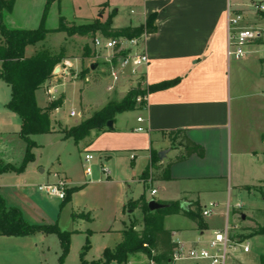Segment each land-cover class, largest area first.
Here are the masks:
<instances>
[{"label": "crops", "instance_id": "0c3cea01", "mask_svg": "<svg viewBox=\"0 0 264 264\" xmlns=\"http://www.w3.org/2000/svg\"><path fill=\"white\" fill-rule=\"evenodd\" d=\"M45 3L46 0H14L11 11L2 13V22L8 29L35 30L40 24ZM229 5L237 9L246 8L239 0L52 1L44 22L49 31L58 27L60 18L66 25L74 26L90 24L95 19L104 22L110 18L111 28L120 29L143 25L151 15H155L156 28L155 33L143 35L140 39V48L147 55L148 66L142 70L143 78L137 85L121 78L114 89L108 91L111 81L106 66L99 71L97 64L85 63L84 57L65 58L54 69V73L58 74L56 78L67 81L74 77L72 71L77 73L88 69L84 78L91 76L93 80H100L86 88L84 94L93 98L81 99L78 111L70 109L68 114H61V106L51 113L52 129L54 120L69 124L71 112L75 115L70 118L85 115L87 119L91 115L86 114V109L97 106L102 109L114 97L120 101L130 89L138 86L144 89L180 78L174 87L149 94L145 105L116 115L110 131L92 132L77 145L83 147L84 153L99 155L102 162L97 171L92 169L89 178L84 176L88 184L71 195L68 204L71 205L74 223L94 222L95 216L88 205L72 206L74 198L86 194L89 186L94 184L114 185L119 190L118 207L105 215L104 224L109 227L102 231L115 237L116 246L122 242V232L131 223L134 230L142 229V226L136 227L142 225L141 211L127 208L130 202L141 198L146 202L154 199L161 204L178 203L182 210L195 204L203 210L213 203L216 205L213 213L216 208L225 207V215L229 216L236 215L238 209L252 211L244 209L237 198L252 194L255 189H264V55L251 47L241 60L227 59L226 12ZM50 24H55V27H49ZM34 53L33 46H28L24 56L30 58ZM40 90L35 92V101L43 109L46 102ZM9 100L10 94L8 101L0 103V163L18 167L24 158L26 145L19 135V117L5 108ZM137 118H142L143 123H137ZM77 124L75 121L71 127ZM138 127H142L143 131H135ZM172 132H183L188 140L203 148V156L191 155L177 162L176 159L184 155V148L181 139H178L181 136L170 135ZM51 134L56 135L60 142L65 141L60 130L53 129ZM120 154L128 155L131 167L119 175L109 165ZM153 158L155 162L151 165ZM102 166L107 168L110 176L105 177L101 173ZM33 167L42 176L38 179L39 185L50 183L44 179V170L37 166L36 159L28 163L23 173L0 175V196L6 207L19 210L29 224L31 221L26 219L21 202L28 201L31 205ZM146 169L150 170L152 178L145 183L142 174ZM65 178L69 189L78 186ZM6 180L10 184H5ZM151 190L155 191L154 196L150 195ZM146 191L149 193L147 199ZM79 214L88 219L79 218ZM176 217L180 216H166L163 229L171 233V241L177 248L188 250L195 245L205 246L217 231L211 217L203 218L204 230H198L194 222L183 216L181 219L187 225L166 226V219ZM241 221L254 225L251 220L245 221L244 215ZM73 232L82 233L79 230ZM227 263L241 264L242 261L236 256ZM126 264H149V261L145 255L138 253L129 255Z\"/></svg>", "mask_w": 264, "mask_h": 264}, {"label": "rangeland", "instance_id": "374dc122", "mask_svg": "<svg viewBox=\"0 0 264 264\" xmlns=\"http://www.w3.org/2000/svg\"><path fill=\"white\" fill-rule=\"evenodd\" d=\"M49 27H55V24H50ZM66 27L70 28L76 26L66 25ZM33 48L35 50V55H60L63 56L64 59L70 60L82 59V57H84L86 59L83 60L85 63L97 64L99 66V71H102L103 66H106L100 59L96 58L97 53L92 47V38L90 37H80L78 35L67 36L64 33L60 35H55V33L50 35L47 34L44 40L36 43ZM256 50L259 51L260 55L262 54L260 48H256ZM29 52L30 49L28 53ZM98 56L100 57L101 54H98ZM63 60L59 64H62ZM86 70L88 71V69H84L82 72L79 71L77 73L72 71L74 77L67 80L70 83L62 78L55 77L56 79H54L51 74L50 78L47 79L40 88V93L44 95L45 98V108L53 102L60 101L59 108L62 106L60 113L68 114L70 109H74L75 111L79 110L81 99L84 100L86 98V100H88L93 98V96L84 94V92L88 86L98 82L100 79L93 80L94 77L90 76L88 78L89 82L85 83V76L82 77V74ZM97 78L99 77L97 76ZM65 83L66 85L63 86ZM48 88H53L55 93L52 95L46 94ZM9 94V88L0 81V103L8 101ZM37 96H39V93H37ZM64 98L65 102L63 104ZM111 99V101L118 100L117 97ZM99 109L100 106L93 109H86V114L92 115ZM53 111H50L49 118ZM68 120L69 124L67 125L54 120L53 129H58L60 132L68 130L72 128L71 126L75 121L80 123L85 120V115L78 118L69 117ZM30 139L36 145L32 150V154L37 161V166L44 170L43 177L46 181L50 183L54 182L55 180L52 175L57 173L64 178L68 177L74 185H78L75 188L88 184L87 180L84 178L82 169L85 155L84 151L82 152L83 147L75 145L71 139L60 142L54 134L36 135L32 136ZM92 156L93 160L90 165L92 169L96 170L102 160L100 161L99 155L92 153ZM118 156V159H112V164L109 165V168H111L114 173L120 175L124 169L130 168L131 165H129L130 161L128 155L120 154ZM12 161L15 162V159ZM34 167L31 169V205L28 201H22L21 207L25 209V217L28 221H31V225L55 227L60 233H68L67 251L63 255L60 240L56 233H38L32 235L30 238L0 237V264H91L103 262L104 251L106 249L112 251L116 247L115 237L102 231H105L109 227L108 224H104L105 215L108 211L118 207L119 190L114 185L94 184L89 186L86 194L76 196L72 206L83 207V205H88L92 208V215L95 216L93 223L84 222V224L80 223L78 225L72 221L71 205L67 203L61 206V203L58 204V202H60L59 200L49 198L37 190L38 183L40 182L38 179L42 176L38 174V170ZM98 168H100V166ZM5 184H10V181L6 180ZM148 195L149 193L146 191V199L149 197ZM237 199L242 203L244 209H251L252 211L248 212L238 209L236 215L229 216V222L230 224H237V235L249 234L248 229L264 224V211L258 212L259 210H257H264V189H255L252 194H243ZM17 205L20 206V203L17 202ZM224 209L225 207L216 208L214 213L210 216V219L215 221L216 226L214 227H216L218 232L224 229L226 220ZM242 215L245 216V221L251 220L256 226L251 223L242 222ZM179 216L180 217L166 219V226L187 225L188 223L181 219L182 215ZM78 217L81 218L82 214H79ZM141 224L142 225H136V227L143 226V223ZM129 226H134V224L131 223ZM74 230L82 231V233L73 232ZM246 243L249 245L250 253L243 255L241 252H237L230 257V260H234L237 256L241 259V264H257L259 256L264 254V238H250ZM137 259V261H139L140 257ZM148 261L150 262V260ZM191 263L190 261H181L175 264ZM193 264L206 263L198 262Z\"/></svg>", "mask_w": 264, "mask_h": 264}, {"label": "trees", "instance_id": "16d2710c", "mask_svg": "<svg viewBox=\"0 0 264 264\" xmlns=\"http://www.w3.org/2000/svg\"><path fill=\"white\" fill-rule=\"evenodd\" d=\"M52 1L54 0H46L43 15L37 29L13 30L8 29L3 24L2 13L4 11H11L14 0H0V80L10 89V100L5 108L19 117L21 121L19 135L26 145L21 164L18 167H13L0 163V175L4 173L20 174L28 163L34 161L32 150L36 145L30 138L36 135L52 133L53 129L49 114L50 111L56 110L60 106V101H57L51 103L46 108L40 109L36 105L35 92L50 78L55 67L59 65L64 57L60 55L49 56L46 54H37L33 57L25 58L24 52L26 47L34 46L36 43L43 41L49 33H64L67 36L78 35L80 37H90L92 40L96 34L105 38L131 40L140 38L143 35L153 34L156 31L154 26L155 15H151L143 25L120 29L111 28L110 18H107L104 22L96 19L90 24L70 28L66 27L64 20L60 18L58 27L55 30L49 31L45 28L44 22ZM86 72L87 70L83 72L82 77H84ZM179 81L180 78H176L154 86H147L143 90L140 88L130 89L120 101L109 102L89 118L68 130L62 131V138L63 140L71 139L75 145H78L81 141L89 137L92 132H108L110 131V129L106 128L108 121H113L118 114L132 112L139 108L135 103L136 97L174 87ZM143 105L145 103L141 104V106ZM175 134L181 136L180 143H182L184 148V155L177 158V162L191 155H196L197 157L203 156V148L188 140L183 132H172L170 135ZM154 162L155 158L151 160V165ZM151 178L150 170L146 169L142 174V179L146 183ZM81 188L68 189L64 200L61 201V206L69 203L71 195ZM163 204L167 206L165 209L150 212L144 198L130 202L127 207L129 210L139 209L142 213V229L136 231L133 228L134 226L126 228L122 232V242L112 251L108 249L104 251L103 262L91 264H126L129 255L138 253L145 255L153 264H167L177 246L171 241V233L163 229V220L166 216L182 215L194 222L198 230L205 229L202 211L198 205L195 204L186 210H182L178 203ZM81 218L88 219L84 215ZM248 232L249 234H241L239 236L240 239L248 240L253 237L264 238V224L248 229ZM37 233H56L60 240L63 255L66 253L68 233H60L55 227L36 226L27 223L23 219L20 211L16 208H7L4 200L0 196V237L22 238ZM259 264H264V254L260 256Z\"/></svg>", "mask_w": 264, "mask_h": 264}, {"label": "built area", "instance_id": "2783aa9c", "mask_svg": "<svg viewBox=\"0 0 264 264\" xmlns=\"http://www.w3.org/2000/svg\"><path fill=\"white\" fill-rule=\"evenodd\" d=\"M239 1L246 5L245 9H237L229 5L226 12V56L228 60L234 61L244 58L251 47L260 48L264 55V0ZM140 39L141 37L131 40L105 38L101 35H96L93 38L92 47L97 53L96 58L106 64L107 75L111 81L108 91H112L117 80L121 78L136 85L141 82L143 78L142 70L148 66V58L140 48ZM98 54H101V56L99 57ZM52 75L53 77L58 76L54 71ZM84 82L88 83L89 79L86 77ZM54 93L53 88H48L46 91L48 95ZM147 96L136 97V106L140 107L142 103H146ZM74 115V112L70 113V117H74ZM136 122L142 124L143 119L137 118ZM135 131L142 132L143 128L138 127ZM130 158L132 159L133 156ZM92 160V154L85 153L82 169L86 178H89L92 174L90 165ZM100 171L105 177L109 175V171L104 166L101 167ZM52 176L55 180L53 183L41 184L37 187V190L49 198L62 201L66 196L69 182L57 173ZM150 195L154 196L155 191L151 190ZM215 207V204L210 203L201 210L202 217H210ZM237 230V224H230L229 214H226L224 229L220 232H214L205 246L195 245L188 250L176 248L167 264H174L178 261L227 264L230 257L237 252L245 254L249 252L247 240H241L240 235H237ZM149 264H153V262H149Z\"/></svg>", "mask_w": 264, "mask_h": 264}, {"label": "water", "instance_id": "95a60500", "mask_svg": "<svg viewBox=\"0 0 264 264\" xmlns=\"http://www.w3.org/2000/svg\"><path fill=\"white\" fill-rule=\"evenodd\" d=\"M112 125H113V121H108L106 124V128L111 130ZM166 207H167L166 205L161 204L155 201L154 199L147 202V208L150 212L160 211V210L165 209Z\"/></svg>", "mask_w": 264, "mask_h": 264}]
</instances>
